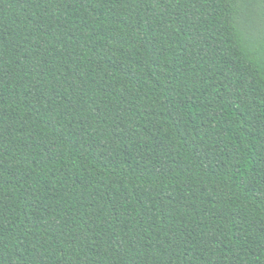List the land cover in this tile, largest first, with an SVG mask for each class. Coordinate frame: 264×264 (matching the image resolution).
I'll return each mask as SVG.
<instances>
[{"label":"trees","instance_id":"1","mask_svg":"<svg viewBox=\"0 0 264 264\" xmlns=\"http://www.w3.org/2000/svg\"><path fill=\"white\" fill-rule=\"evenodd\" d=\"M0 264H264V0H0Z\"/></svg>","mask_w":264,"mask_h":264}]
</instances>
